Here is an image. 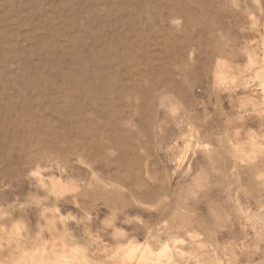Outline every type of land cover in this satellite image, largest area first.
Listing matches in <instances>:
<instances>
[{"label":"rangeland","instance_id":"1","mask_svg":"<svg viewBox=\"0 0 264 264\" xmlns=\"http://www.w3.org/2000/svg\"><path fill=\"white\" fill-rule=\"evenodd\" d=\"M0 264H264V0H0Z\"/></svg>","mask_w":264,"mask_h":264},{"label":"bare ground","instance_id":"2","mask_svg":"<svg viewBox=\"0 0 264 264\" xmlns=\"http://www.w3.org/2000/svg\"><path fill=\"white\" fill-rule=\"evenodd\" d=\"M46 118V117H45Z\"/></svg>","mask_w":264,"mask_h":264}]
</instances>
